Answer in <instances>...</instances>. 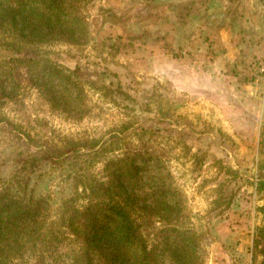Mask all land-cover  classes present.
Returning a JSON list of instances; mask_svg holds the SVG:
<instances>
[{"label": "rangeland", "instance_id": "1", "mask_svg": "<svg viewBox=\"0 0 264 264\" xmlns=\"http://www.w3.org/2000/svg\"><path fill=\"white\" fill-rule=\"evenodd\" d=\"M249 1L260 10L256 27L252 24L256 29H249L246 14L237 17L241 30L231 29L225 41L214 33L218 42L212 44H221L207 52L227 61L220 83L231 91H189L171 76L158 75L156 67L147 70L141 50H132L129 40L161 26L166 12L160 14L162 5L155 0H79L89 38L40 44L80 78L81 90L57 91L68 104L53 103L42 90L46 81L32 76L17 59L20 54L0 42V190L27 200L50 195L54 206L82 190L75 187V173L49 159L32 167L28 160L42 155L38 146L9 130V123L53 151L69 140L99 139L100 153L86 147L91 154L82 156L79 173L106 180L108 160L138 153L160 157L183 202L175 224L200 234L202 264H253L254 256L261 261L263 244H256L264 225V192L258 188L264 177V0H244L239 12ZM234 19L223 26L233 28ZM7 35L12 33L1 28V41ZM170 53L184 57L190 51ZM28 254H11L7 264H36ZM55 257L48 263L57 264Z\"/></svg>", "mask_w": 264, "mask_h": 264}, {"label": "trees", "instance_id": "2", "mask_svg": "<svg viewBox=\"0 0 264 264\" xmlns=\"http://www.w3.org/2000/svg\"><path fill=\"white\" fill-rule=\"evenodd\" d=\"M78 1L0 0V29L12 33L0 42L20 54L17 59L32 76L38 74L39 80L46 81L42 90L49 92L55 104L69 103L57 91L81 90L80 78L39 46L56 41L79 44L89 38V25L80 14ZM8 129L38 146L42 155L34 154L28 160L32 167L49 159L63 172L75 173V187L82 190L58 206L50 195L27 200L19 192L0 190V264H7L11 254L24 257L28 253L36 264H49L53 254L57 264L203 263L200 234L193 227L175 224L183 202L160 157L138 153L108 160L107 179L98 180L78 169L82 156L91 154L84 151L86 147L93 154L100 153L104 144L100 146L99 139L69 140L53 151L18 124L9 123ZM261 144L264 147V128ZM258 188L264 192L263 176ZM258 235L262 242L258 240L256 245L263 244V259L254 256L253 264H264V225Z\"/></svg>", "mask_w": 264, "mask_h": 264}, {"label": "crops", "instance_id": "3", "mask_svg": "<svg viewBox=\"0 0 264 264\" xmlns=\"http://www.w3.org/2000/svg\"><path fill=\"white\" fill-rule=\"evenodd\" d=\"M155 1L162 5L160 14H167L159 18L161 26L153 31L151 29L141 40H129L132 50H141V60L147 64V70L154 66L158 75L163 77L164 73L171 76L181 88H189V91H203L204 94L213 90L231 91L230 87L220 83L227 61L220 58L222 55L210 58L207 52L210 45L214 47L221 44H217L214 33H220L221 40L225 41V34L231 29L241 30L237 27V17L241 18L246 14L249 29L255 30L254 21L260 10H256L257 7L249 1L246 11L239 12L244 0ZM231 17L235 18L233 28H225L223 24H228ZM213 40L217 42L212 44ZM181 47L188 49L190 54L183 57L170 53L173 48L177 50ZM131 54L136 53L132 51ZM214 82L218 84L215 85Z\"/></svg>", "mask_w": 264, "mask_h": 264}]
</instances>
